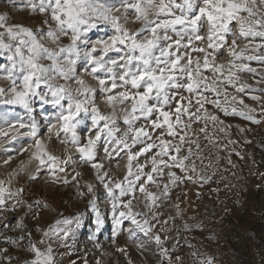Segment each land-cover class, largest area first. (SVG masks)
<instances>
[{
	"label": "snow or ice",
	"instance_id": "obj_1",
	"mask_svg": "<svg viewBox=\"0 0 264 264\" xmlns=\"http://www.w3.org/2000/svg\"><path fill=\"white\" fill-rule=\"evenodd\" d=\"M22 8L42 20L33 29L9 24L8 17L0 14V57L7 62L0 65V81L6 82L0 87V104L20 105L31 112V98L38 97L43 104L57 108L56 123H50L48 131L56 129L57 140L70 143L80 160L95 170L111 204L113 235H118L128 221L134 226L128 229L129 237H136L137 232L149 237L159 249L162 264L180 261L181 257L173 256L165 246L159 232H154L147 215L133 210V200L137 193L142 195L144 206L155 219L153 209L161 196L192 178L188 173L196 171V164L191 160L190 145L195 143L197 150L200 148L191 139L192 125L202 121L199 131L210 142L209 123L218 125L219 132H226L224 122L206 105L225 115L231 113L260 123L254 115L256 109L245 104L241 96L250 86L240 81L239 73L256 72L247 62L264 63V0H23ZM101 26H110L112 33L92 40L89 33ZM224 51L229 59L219 63ZM81 61L84 75L95 81V86L77 74ZM229 88L234 92L230 93ZM98 98L111 109L109 114L101 113ZM251 99L258 101L260 97ZM117 107L127 126L119 136L117 120L121 117ZM89 115L93 132L82 143L77 129ZM24 127L20 122L19 128ZM12 131L18 129L10 124L8 131L0 130V137ZM60 133L64 139H60ZM22 135L33 139L36 172L46 166L56 181L65 185L77 181L79 172L71 181L68 179L72 156L61 159L49 153L37 138L34 122ZM10 139L15 140L16 135ZM99 148L109 160L125 152L127 171L123 179L113 180L104 164L96 162ZM29 178L38 177L30 173ZM149 185L157 191L149 190ZM76 187L84 196L78 181ZM85 187L87 193L94 192L92 183ZM23 192V188L13 192L0 181V213L17 211L24 203ZM13 199L15 203H10ZM90 204L99 231L104 219L96 203ZM32 207L28 205L30 210ZM48 207L47 202L36 201L37 209ZM81 227L79 215L57 219L46 230L38 229L41 236L34 241L31 233L23 231V220H18L16 230L21 234L4 237L3 243L26 253L28 258L11 256L9 247H3L0 264H62L56 258V249L68 248V239ZM137 247L144 249L145 244L137 243ZM118 251L127 254L126 249Z\"/></svg>",
	"mask_w": 264,
	"mask_h": 264
},
{
	"label": "rangeland",
	"instance_id": "obj_2",
	"mask_svg": "<svg viewBox=\"0 0 264 264\" xmlns=\"http://www.w3.org/2000/svg\"><path fill=\"white\" fill-rule=\"evenodd\" d=\"M22 3L23 0H0V14L8 17L9 24L37 28L42 17L33 16L22 8ZM112 31L110 26H101L99 30L89 33V36L95 40ZM238 43L243 47V42ZM228 59L227 52L224 51L218 62L226 63ZM5 63L7 62L3 57H0V65ZM247 63L256 72L239 73L240 81L250 86L241 96L245 104L256 109L254 115L260 123H252L231 113L225 115L212 105H206L210 112L224 122L226 132H219L218 125L214 127L209 123L208 133L212 137L210 142L199 131L203 127L202 121L192 125L194 131L191 139L200 145L198 150L195 143L190 145L193 149L191 160L196 164V171L189 170L188 173L192 178L184 179L172 186L167 196H161L153 209L155 219L153 213L144 206L142 195L137 193V198L133 200V210L147 215L154 225V232H159L171 254L181 257L174 264H208L209 261L211 264H264V113L261 112L264 107V63ZM82 64L83 61L78 62L77 74L87 84L95 86V81L84 75ZM5 86L6 82L0 81V87ZM73 86L75 87L74 83ZM228 91L231 93L234 89L229 88ZM252 96L260 99L253 100ZM31 101V112L20 105L0 104V130L8 131L10 124L18 129V132L12 131L8 136L0 137V181L13 192L18 188L24 189L21 197L24 203L18 206L17 211L0 213V248L9 247L11 256L26 259V253L3 243L4 237L15 238L21 234L20 230H16L18 220H23V231L31 233L35 241L41 236L38 229L46 230L50 225H55L57 219H70L79 215L82 227L75 230L74 236L68 239L69 247L56 249V258L62 264H72L73 261L75 264H162L159 249L149 237L140 232L134 238L129 237L128 229L134 226L128 221H125L118 235H113L111 204L96 179L95 170L90 164L80 160L70 143L63 144L57 140L56 129L51 133L48 131L50 123H56L59 110L51 104H43L38 97H32ZM96 102L101 113L107 115L111 112L101 99L98 98ZM117 115L121 117L117 120L121 129L117 133L119 136L127 126L123 123L119 107ZM20 122L25 125L24 128H19ZM33 122L37 138L49 153L61 159L66 155L72 156L73 163L67 167L68 179L71 181L76 172L81 174L77 181L79 191L85 192L84 196L78 194L77 181L67 185L56 181L46 166L36 172L38 161L33 159V153L36 152L33 139L22 135L31 130ZM92 132L89 115L84 117V123L77 129V134L83 143ZM13 134L16 135L15 140L10 139ZM60 139H64L63 133H60ZM143 159L140 157L141 161ZM96 162L104 164V169L113 180L123 179L126 174L125 152H120L114 160H109L104 159V152L99 148ZM176 171L180 174L179 170ZM30 173H36L38 178L31 180ZM57 175L62 177L65 173ZM87 183L94 185L93 193H87ZM148 187L153 192L157 191L154 185ZM36 201L47 202L49 207L37 209ZM90 201L96 203L104 219L99 231H96L95 214ZM9 202L15 203V200ZM29 204L33 205L31 210L28 208ZM36 212L39 213L38 216L35 215ZM161 229L164 231H160ZM141 242L145 244L144 249L137 247V243ZM119 248L126 249L127 254L118 251ZM12 264L16 262L13 261Z\"/></svg>",
	"mask_w": 264,
	"mask_h": 264
}]
</instances>
